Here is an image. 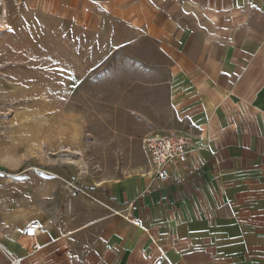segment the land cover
Here are the masks:
<instances>
[{"label": "crops", "instance_id": "1", "mask_svg": "<svg viewBox=\"0 0 264 264\" xmlns=\"http://www.w3.org/2000/svg\"><path fill=\"white\" fill-rule=\"evenodd\" d=\"M29 1L90 30L107 14L136 25L167 61L166 132L197 148L169 182L150 166L63 194L25 152V126L7 121L0 71V264H152L157 245L171 264H264V0Z\"/></svg>", "mask_w": 264, "mask_h": 264}, {"label": "rangeland", "instance_id": "2", "mask_svg": "<svg viewBox=\"0 0 264 264\" xmlns=\"http://www.w3.org/2000/svg\"><path fill=\"white\" fill-rule=\"evenodd\" d=\"M111 15L90 30L29 0L0 3L10 32L0 41L7 121L25 126V152L41 172L60 175L63 194L150 171L144 137L176 122L161 84L165 56Z\"/></svg>", "mask_w": 264, "mask_h": 264}, {"label": "built area", "instance_id": "3", "mask_svg": "<svg viewBox=\"0 0 264 264\" xmlns=\"http://www.w3.org/2000/svg\"><path fill=\"white\" fill-rule=\"evenodd\" d=\"M144 147L154 175L163 182L171 181L178 173V168L188 163L190 155L197 148L193 135L184 131L148 133L144 137ZM126 218L138 228L145 230L143 218L130 216ZM39 229L40 222L33 221L27 224L22 232L25 237L36 239ZM157 247L158 254L152 264H171L167 252L160 246L157 245ZM20 262V259L13 260L15 264H20Z\"/></svg>", "mask_w": 264, "mask_h": 264}]
</instances>
